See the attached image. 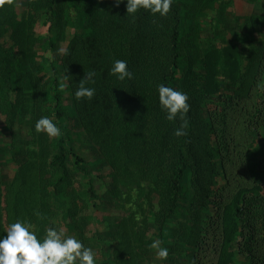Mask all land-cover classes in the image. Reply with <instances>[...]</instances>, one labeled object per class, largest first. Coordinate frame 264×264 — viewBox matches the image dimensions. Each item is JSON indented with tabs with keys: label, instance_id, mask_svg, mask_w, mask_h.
Wrapping results in <instances>:
<instances>
[{
	"label": "rangeland",
	"instance_id": "obj_1",
	"mask_svg": "<svg viewBox=\"0 0 264 264\" xmlns=\"http://www.w3.org/2000/svg\"><path fill=\"white\" fill-rule=\"evenodd\" d=\"M126 4L55 0L51 9L14 0L0 8V239L20 221L41 242L47 228H63L93 250L95 264H196L189 256L205 242L222 264H264V0H173L166 16L127 14ZM254 44L261 50L252 62ZM118 59L132 79L110 74ZM90 71L95 83L86 87L93 98L105 88L119 124L107 139L86 117L87 98L75 97ZM171 73L194 119L186 116L180 137L182 121H168L159 104ZM41 117L62 135L37 133ZM120 140L128 150L117 149ZM201 147L214 156L203 171ZM180 151L187 165L174 195ZM239 206L252 225L244 237ZM155 240L166 260L150 248Z\"/></svg>",
	"mask_w": 264,
	"mask_h": 264
},
{
	"label": "clouds",
	"instance_id": "obj_2",
	"mask_svg": "<svg viewBox=\"0 0 264 264\" xmlns=\"http://www.w3.org/2000/svg\"><path fill=\"white\" fill-rule=\"evenodd\" d=\"M122 0H115L118 6ZM14 0H0V8L12 5ZM173 0H127V14H135L140 9L148 10L153 15L159 13L166 16L171 11ZM66 55V50H62ZM110 74L115 75L120 81L125 78L132 79L133 73L129 71L127 61L115 60ZM95 72L85 73L79 81V87L75 92L77 100L87 98L91 100L95 95V89L86 87L87 83H95L93 77ZM65 85L61 83V91ZM159 104L166 111V119L175 121L177 117L182 121L179 128L174 132L177 137L187 135L188 128L186 114L190 110L188 95L172 87L163 84L158 86ZM37 133L44 132L50 138L62 135L60 128L48 117H41L35 124ZM36 215L43 218L39 212ZM32 225L17 221L6 229V235L0 239V264H95V253L91 248L72 236H65L63 228L57 230L49 227L46 236L41 242L37 235L31 230ZM161 241L155 240L150 248L156 250V257L166 260L169 251L161 247Z\"/></svg>",
	"mask_w": 264,
	"mask_h": 264
},
{
	"label": "trees",
	"instance_id": "obj_3",
	"mask_svg": "<svg viewBox=\"0 0 264 264\" xmlns=\"http://www.w3.org/2000/svg\"><path fill=\"white\" fill-rule=\"evenodd\" d=\"M43 4L47 8H53L55 4V0H42ZM173 51L174 56L178 57V50H179V41L177 38V32L176 35L173 38ZM261 47L257 48L254 45H251V54H250V61H255L256 56L260 52ZM178 78L176 77L175 73H171L169 75H164L161 79V84L172 87L175 90H178L177 85ZM100 86V85H99ZM101 91V95L95 98H92L91 100H86L84 109L87 113V119H89L90 124L95 128V134L98 137H102L103 139H107L111 137L113 134H115L119 128V124L116 120V114L112 112V109L114 108L111 98H109V94L106 92L105 88L102 86L98 87ZM106 98V103L103 106V100ZM188 118L194 123L193 119V112L190 105V110L186 114ZM119 151L123 152L128 150V147L123 146V140H120L118 148ZM196 158V166L197 168H200L202 171L209 169L213 165V159L214 156L210 149L208 147H201L197 152L195 153ZM128 159V158H127ZM187 160L186 155L183 151L179 152L178 158L172 163V183H171V193L174 195H177L182 187V178L184 175V172L186 170ZM198 183L201 182V180H197ZM237 217L241 222V231L240 236L244 237L246 233L250 232L252 229L251 222L249 218L246 215L245 209L243 206H239L237 209ZM198 240H196V243ZM197 245V244H195ZM191 260H199L196 264H216L217 257H218V263L222 264V255L218 253L214 249L213 246H211L208 243H203L199 245L197 248L192 250L190 254Z\"/></svg>",
	"mask_w": 264,
	"mask_h": 264
}]
</instances>
